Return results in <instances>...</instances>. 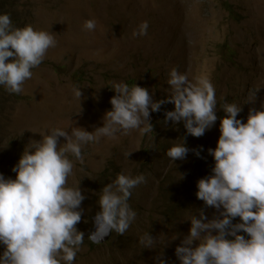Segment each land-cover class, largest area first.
Here are the masks:
<instances>
[{
	"label": "rangeland",
	"instance_id": "rangeland-1",
	"mask_svg": "<svg viewBox=\"0 0 264 264\" xmlns=\"http://www.w3.org/2000/svg\"><path fill=\"white\" fill-rule=\"evenodd\" d=\"M0 4V13L9 14L14 26L51 30L57 41L32 69L21 94L0 87V173L6 177H15L11 169L25 145L41 139L39 133L46 129L70 130L75 122L89 131L102 126L103 114L111 108L113 82L137 83L161 99L169 87L168 73L175 67L190 81L206 77L212 82L218 117L224 115L223 103H244L237 118L245 122L248 109H259L264 100V0H1ZM86 19H95L93 31L83 28ZM142 21L148 22L147 35L134 36ZM74 86L82 88L81 106L72 94ZM250 89H259L254 104L245 103L251 98ZM173 107L168 103L151 113V133L133 129L115 138L101 137L83 147L82 162L69 154L74 168L68 184L80 182L86 196L77 224L85 238L73 264H155L154 257L162 250L170 264H179L174 249L190 227L184 220L204 207L195 196L196 181L210 174L214 164L207 149L216 146L219 119L203 136H186L190 149L203 146L200 157L190 151L175 165L166 151L186 133L182 122L163 124L164 110ZM121 172L146 177L128 201L136 219L123 235L113 231L106 241L93 243L87 235L99 210L101 189ZM214 211L205 209L209 218ZM146 232L158 235L156 250L141 245Z\"/></svg>",
	"mask_w": 264,
	"mask_h": 264
},
{
	"label": "clouds",
	"instance_id": "clouds-1",
	"mask_svg": "<svg viewBox=\"0 0 264 264\" xmlns=\"http://www.w3.org/2000/svg\"><path fill=\"white\" fill-rule=\"evenodd\" d=\"M148 26L142 21L133 35H147ZM83 28L93 31L95 19H86ZM56 43L53 31L31 24L16 27L9 14L0 13V87L21 94L25 81L33 76L32 69ZM167 85L165 97L154 99L147 87L113 82L111 108L104 112L102 126L89 131L75 122L70 130L53 127L39 133L41 139L28 141L11 169L15 177L0 173V264H73L85 238L77 224L86 196L80 182L68 184L74 168L69 154L82 162L83 147L98 143L101 137L115 138L133 129L153 132L151 113L168 103L174 107L164 110L163 124L182 122L186 133L166 151L174 164L185 160L190 151L200 157L203 146L190 149L186 136H203L219 119L216 146L207 149L214 164L210 174L196 181L195 196L204 207L184 220L190 227L174 249L179 264H264V100L259 109H248L245 122L237 118L244 103H223L224 115L218 117L216 90L206 77L193 82L174 67ZM258 90L250 89L251 98L245 103L254 104ZM72 94L81 106L82 88L74 86ZM180 174L183 179L184 173ZM145 182L143 173L121 172L102 187L99 210L92 220L94 230L87 235L90 241L99 243L110 232L123 235L129 229L137 216L129 198ZM207 208L215 210L210 218ZM140 243L144 249L156 250L159 237L146 232ZM154 260L170 264L163 250Z\"/></svg>",
	"mask_w": 264,
	"mask_h": 264
},
{
	"label": "water",
	"instance_id": "water-1",
	"mask_svg": "<svg viewBox=\"0 0 264 264\" xmlns=\"http://www.w3.org/2000/svg\"><path fill=\"white\" fill-rule=\"evenodd\" d=\"M93 217H94V216H93ZM92 230H94V226H93ZM111 233H112V232H110L109 235L106 236V237H105L102 241H100V242L106 241V240L109 238V236L111 235ZM100 242H99V243H100Z\"/></svg>",
	"mask_w": 264,
	"mask_h": 264
},
{
	"label": "trees",
	"instance_id": "trees-1",
	"mask_svg": "<svg viewBox=\"0 0 264 264\" xmlns=\"http://www.w3.org/2000/svg\"><path fill=\"white\" fill-rule=\"evenodd\" d=\"M1 1V0H0ZM0 7H3V5L0 4Z\"/></svg>",
	"mask_w": 264,
	"mask_h": 264
}]
</instances>
